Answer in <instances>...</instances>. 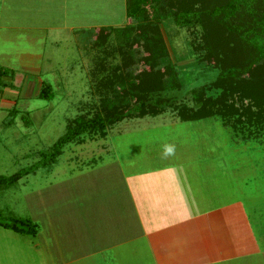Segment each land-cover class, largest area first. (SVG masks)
I'll list each match as a JSON object with an SVG mask.
<instances>
[{"label": "rangeland", "instance_id": "obj_1", "mask_svg": "<svg viewBox=\"0 0 264 264\" xmlns=\"http://www.w3.org/2000/svg\"><path fill=\"white\" fill-rule=\"evenodd\" d=\"M127 22L124 0H0V66L12 72L10 81L0 78L12 85L0 86V175L38 161L39 152L50 150L68 120L92 115L99 97L89 71L101 53L91 40L97 28ZM159 29L179 83L175 95L181 98L209 82L214 70L197 61L189 33L170 19ZM115 43L112 34L107 50ZM108 58L111 64L118 62L114 53ZM41 80L51 87L49 100L35 96ZM13 105L18 113L10 122L6 114ZM25 111L26 124L20 118ZM192 127L218 134L249 222V251L216 264H264V138L242 141L216 119L181 122L170 110L154 117H125L107 127L104 136L84 133L65 144L49 166H38L0 188V222L15 217L34 225L33 235L14 234L21 248L31 249L33 264H105L99 243L111 236L106 235L109 229L101 232L102 222L120 212L124 184L117 175L119 161L173 139L185 140L182 136ZM114 236L123 239L120 231ZM119 258L120 264H142L137 257Z\"/></svg>", "mask_w": 264, "mask_h": 264}, {"label": "trees", "instance_id": "obj_2", "mask_svg": "<svg viewBox=\"0 0 264 264\" xmlns=\"http://www.w3.org/2000/svg\"><path fill=\"white\" fill-rule=\"evenodd\" d=\"M124 9L129 22L99 27L91 40L101 53L89 71L99 106L90 117L68 120L50 150L39 152L38 161L0 175V188L38 166H49L61 148L79 141L81 134L104 136L107 127L125 117H154L170 110L181 122L216 119L242 141L264 138V0H124ZM166 19L189 33L197 61L214 70L209 82L181 98L175 95L179 83L159 29ZM112 34L116 43L107 50ZM113 53L118 62L111 64L108 57ZM1 77L10 81L12 72L0 66ZM0 86L12 85L0 79ZM35 96L51 99L49 83L41 80ZM17 113L13 105L6 116L12 122ZM33 226L15 217L0 222V227L25 235L35 234Z\"/></svg>", "mask_w": 264, "mask_h": 264}, {"label": "crops", "instance_id": "obj_3", "mask_svg": "<svg viewBox=\"0 0 264 264\" xmlns=\"http://www.w3.org/2000/svg\"><path fill=\"white\" fill-rule=\"evenodd\" d=\"M193 129L185 140L165 142L175 146L171 156L162 155L163 144L119 161L120 212L102 222L101 232L111 236L99 243L105 264L123 263L121 255L142 264H216L249 251V222L218 134ZM14 234L0 227V264H33L31 249L21 248Z\"/></svg>", "mask_w": 264, "mask_h": 264}, {"label": "clouds", "instance_id": "obj_4", "mask_svg": "<svg viewBox=\"0 0 264 264\" xmlns=\"http://www.w3.org/2000/svg\"><path fill=\"white\" fill-rule=\"evenodd\" d=\"M175 152V146L172 144H164L162 148V155L171 156Z\"/></svg>", "mask_w": 264, "mask_h": 264}]
</instances>
